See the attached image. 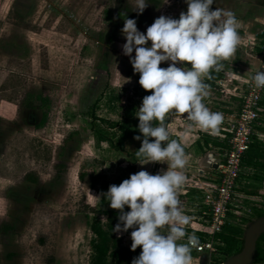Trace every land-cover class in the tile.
Returning a JSON list of instances; mask_svg holds the SVG:
<instances>
[{
    "label": "rangeland",
    "instance_id": "1",
    "mask_svg": "<svg viewBox=\"0 0 264 264\" xmlns=\"http://www.w3.org/2000/svg\"><path fill=\"white\" fill-rule=\"evenodd\" d=\"M165 2L147 0L138 13L135 0H0V264L91 263L90 208L116 211L103 199L109 187L101 183L127 177L128 153L143 140H128L123 152L97 143L96 133L107 125L91 121L92 105L99 101L94 115L101 119H139L140 74L123 54L121 29L125 17L146 33L159 16L178 19L187 11L185 0ZM210 8L233 11L252 33L264 24V0H214ZM41 94L48 99L44 108L35 100ZM251 173L242 172L239 189L257 190L260 208L249 215L264 213L258 192L264 182ZM198 177L186 186L196 192L187 204L201 205ZM93 179L99 192L90 188Z\"/></svg>",
    "mask_w": 264,
    "mask_h": 264
},
{
    "label": "clouds",
    "instance_id": "2",
    "mask_svg": "<svg viewBox=\"0 0 264 264\" xmlns=\"http://www.w3.org/2000/svg\"><path fill=\"white\" fill-rule=\"evenodd\" d=\"M185 2L187 11H182L178 19L161 15L147 27L146 33L138 30L134 18L125 17L121 29L126 38L123 54L130 57L134 71L140 74L143 89L152 90L143 97L136 112L143 134L136 155L142 158L140 164L152 161L168 164L166 171L156 174L143 169L131 174L119 185H110L104 194L109 206L119 210L120 222L112 231L133 229L131 248H142L131 264H193L192 249L200 243L195 234L186 231L191 217L182 211L178 197V189L186 181L182 171L186 164L185 149L176 139H169L163 121L174 110L186 113L187 119L202 129L219 130L223 114L211 111L203 103L209 87L203 77L210 70H221L224 67L221 61L234 54L241 41L243 23L231 10H212L214 0ZM148 4L147 0H135V10L142 13ZM164 61L172 63L160 67ZM252 79L258 88L264 86V71H257ZM126 205L130 211H124ZM165 226L167 233L162 231Z\"/></svg>",
    "mask_w": 264,
    "mask_h": 264
},
{
    "label": "crops",
    "instance_id": "3",
    "mask_svg": "<svg viewBox=\"0 0 264 264\" xmlns=\"http://www.w3.org/2000/svg\"><path fill=\"white\" fill-rule=\"evenodd\" d=\"M261 15L262 14H259V17H257L258 20ZM257 18L255 17L253 21H258ZM261 18V20H264V15H262ZM239 20L243 23V27L240 30L241 41L234 54L230 58L221 61L224 67L219 70V79L215 82L213 87L207 89L208 95L203 98V103L211 111L221 112L223 114V120L219 125V130L213 132L200 128L195 122L187 119L186 113L181 114L173 110L167 116L166 126L169 131V139H176L180 142L186 153V164L182 169L186 176V181L178 189V193H180L179 199L181 201L182 211L191 217L190 223L186 225L185 228L193 232L196 236H198V234L204 235V224L201 222L200 213L201 206L193 202V204H187V201L190 203L192 196L195 195L196 192L190 188L187 189L186 186H190L193 183V178L196 179L198 176H202V174H206L208 171H210V175L216 174V172L213 171L214 168L208 163L207 157H212L215 161H220L223 158L226 145L225 136L227 135V119L225 115L238 111L239 100L237 95H239V90L244 89L251 75L262 65L261 47L264 43V24L261 25L259 31L252 33L247 28L246 23L243 22V18ZM257 41L259 42L257 43ZM260 123L261 131L264 133V110ZM190 125L192 126L189 127ZM261 143L264 144V141L261 140ZM137 148V150H133V153L139 150V147ZM141 159L140 157L137 158L135 164L136 172L143 169L151 174H156L162 170L166 171L168 168L167 162L152 161L146 164H140ZM262 161L264 163V160ZM263 175L264 170L263 172L259 170L256 172V177H252V179L264 182ZM258 177L263 178L261 180V178L258 179ZM253 192L257 193V190L250 191L249 194L254 195L255 193ZM258 192L262 196L264 194V189L258 190ZM257 206L260 208V204H257ZM255 212H253V214ZM253 214L250 217H252ZM247 225L248 219H246L242 225L229 224L227 226L238 227L242 229L244 233ZM165 228L168 230L167 226H165L164 229ZM225 234L226 232H224L223 235ZM181 242H186V240H182ZM221 246H223V244ZM222 248L223 247L218 249L215 257L209 255L207 252L197 253L192 250L191 254L194 258L193 264H223L226 257L222 256L223 253L219 251ZM252 264L264 263L260 261L258 263L253 262Z\"/></svg>",
    "mask_w": 264,
    "mask_h": 264
},
{
    "label": "built area",
    "instance_id": "4",
    "mask_svg": "<svg viewBox=\"0 0 264 264\" xmlns=\"http://www.w3.org/2000/svg\"><path fill=\"white\" fill-rule=\"evenodd\" d=\"M262 65L257 71H264V43L261 47ZM256 71V72H257ZM254 72L239 93L238 111L225 115L227 119L223 158L215 161V175L198 177L201 197V222L204 224V241L193 248L197 253L207 252L215 257L218 246L222 245L220 236L229 224L242 225L249 219L250 212L257 207L255 195L240 191L241 174L247 171L242 167L244 154L249 150L254 139L264 140L261 131L263 114L264 86L257 87L252 79ZM250 174L252 176L253 171ZM259 198V197H258Z\"/></svg>",
    "mask_w": 264,
    "mask_h": 264
},
{
    "label": "trees",
    "instance_id": "5",
    "mask_svg": "<svg viewBox=\"0 0 264 264\" xmlns=\"http://www.w3.org/2000/svg\"><path fill=\"white\" fill-rule=\"evenodd\" d=\"M108 14V13H107ZM109 17V15H108ZM138 77V83H139ZM219 79V71L210 70L208 74L203 77V80L206 84L209 85L208 88H211L215 85V82ZM152 90H145L143 87L138 84L136 88L135 94L143 97L146 95H150ZM111 98H109V102ZM35 100L40 102V108H44L47 105L48 99L43 95H39L35 97ZM99 101H96L92 105V119L91 121H98L100 124L103 123L107 125L106 129H100L96 133V142L103 143L108 142L109 146L115 150L125 151L126 145L125 143L128 140L134 139L136 136L143 137V134L139 131V119H132L131 116H125L121 119V121L113 122L107 119H101L94 115L95 109L98 107ZM28 108H33V100L30 101L27 105ZM169 114V113H168ZM166 114L164 118V123H167ZM45 117V116H44ZM44 123V118L41 121V125ZM154 123H158V121H154ZM94 124V123H93ZM39 125V126H41ZM95 126V125H94ZM93 126V127H94ZM110 130L113 133H109ZM107 135L116 138L114 141L111 140V137H107ZM208 142V141H206ZM226 148V145H225ZM129 156L132 158V162L128 163L126 166V170L128 172L127 177H121L115 179L113 182L108 183L106 180L102 181L101 188L107 190L110 185H119L124 179H128L131 174L136 173V162H137V155L136 153H128ZM264 144L257 139L251 143L249 150L244 154L242 159V167L248 170L253 171L252 177H256V172L264 170ZM126 174V173H125ZM264 176V175H263ZM83 178V175H81ZM31 182L36 183L35 179H29ZM90 188L93 190H100L96 188V180L93 179L90 184ZM105 195H103V199H105ZM91 213L93 214V220L91 222L90 229L92 233L95 235L96 239L93 244V255L91 257L90 264H131L132 260L139 256L140 252L142 251L141 246H138L135 251L131 248L132 240H131V231L133 229H128L127 231H122L120 233L113 232L112 228L120 222L119 221V210H106V209H95L94 207L90 208ZM124 211H130V208L126 205ZM255 216V217H254ZM264 216V213L256 211L252 217L248 219V224L253 220ZM187 233L193 234V232L186 230ZM226 232L225 235L220 236V241L222 242L223 246H218L220 249V253L224 255H231L238 252L241 249L243 244V230L239 229L238 227L234 226H226L224 229ZM205 235V234H204ZM204 235L198 234L199 241H204ZM128 242L130 245L126 247L124 244ZM262 261L264 263V234L261 235L257 242L256 246V263Z\"/></svg>",
    "mask_w": 264,
    "mask_h": 264
},
{
    "label": "water",
    "instance_id": "6",
    "mask_svg": "<svg viewBox=\"0 0 264 264\" xmlns=\"http://www.w3.org/2000/svg\"><path fill=\"white\" fill-rule=\"evenodd\" d=\"M212 168H216L215 160L207 157ZM264 234V216L250 222L243 233L241 249L228 257L223 264H252L256 257V246L261 235Z\"/></svg>",
    "mask_w": 264,
    "mask_h": 264
}]
</instances>
